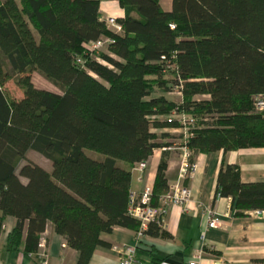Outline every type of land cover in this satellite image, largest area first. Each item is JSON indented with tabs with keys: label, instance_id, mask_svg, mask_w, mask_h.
Wrapping results in <instances>:
<instances>
[{
	"label": "trees",
	"instance_id": "16d2710c",
	"mask_svg": "<svg viewBox=\"0 0 264 264\" xmlns=\"http://www.w3.org/2000/svg\"><path fill=\"white\" fill-rule=\"evenodd\" d=\"M117 1L120 33L101 19L99 0H0V226L16 219L10 249L26 229L23 251L34 253L51 222L79 252L76 264H88L106 245L101 233L135 231L131 166L170 145L159 140L168 133L151 129L177 123L152 117L174 107L195 118L186 145L196 152L264 147V116L251 101L264 92V0H172L169 11L160 0ZM102 36L111 44L90 57L85 45ZM33 71L60 91L36 87ZM12 79L19 99L3 90ZM156 88L181 99L151 96ZM30 150L51 171L28 160ZM166 167L164 155L153 204L167 189ZM217 195L231 198L236 216L264 210V182H242L224 159ZM146 233L166 234L155 224Z\"/></svg>",
	"mask_w": 264,
	"mask_h": 264
},
{
	"label": "crops",
	"instance_id": "0c3cea01",
	"mask_svg": "<svg viewBox=\"0 0 264 264\" xmlns=\"http://www.w3.org/2000/svg\"><path fill=\"white\" fill-rule=\"evenodd\" d=\"M171 4L172 0H160L162 9L166 11L171 9ZM99 12L101 19L107 15L124 16L117 0L100 1ZM155 91L151 96H157ZM178 95L180 100L181 95ZM166 116L160 114L152 119L163 122ZM151 130L168 133L169 137L159 140L170 144L178 142L182 136L178 126L152 127ZM163 148L154 149L148 158L142 182H138L136 173L131 171L130 192H139L146 185L153 187L158 164L164 155L167 184L177 179L180 151ZM43 159L46 165L36 161L37 164L51 171V162L45 157ZM195 159L198 162L197 172L192 180H185L192 192L188 209L183 210L177 205L169 208L164 229L166 234L147 235L136 251L134 264H189L195 251L200 253L198 264H264V213L256 214L255 210H251L246 211L244 216H236L231 198L216 196V178L222 159L238 166L242 182H264V147L241 148L225 154L221 150L197 152ZM204 209L213 210L220 220L218 227H207ZM15 224L14 217L6 216L0 226V264H36L34 254L23 251L26 229L22 232L18 249L9 248L7 236ZM134 234L133 229L126 227H114L110 232L101 233L100 238L106 245H98L94 249L88 264H117L119 254L113 247L133 243ZM42 235L51 264L77 263L79 252L67 245L65 237L54 231L51 222L46 224Z\"/></svg>",
	"mask_w": 264,
	"mask_h": 264
},
{
	"label": "built area",
	"instance_id": "2783aa9c",
	"mask_svg": "<svg viewBox=\"0 0 264 264\" xmlns=\"http://www.w3.org/2000/svg\"><path fill=\"white\" fill-rule=\"evenodd\" d=\"M104 20L108 28L113 32L120 33L122 31V27L117 22L116 16L107 15ZM111 42L112 39L108 36L99 37L85 45L86 52L90 57L99 59L95 54L106 49ZM75 63L82 64L81 58L76 57ZM168 67H173V65H169ZM176 92L180 94V92ZM251 101L252 111L264 116V92L252 95ZM165 119L168 123L176 122L182 133L178 142L176 141L163 148L168 150L178 149L180 151L178 177L175 181L167 184L166 191L157 197L155 204H153L154 196L152 186L146 185L139 192L129 193L126 212L138 222V227L135 230L133 243L113 247V250L119 254L117 264H134L136 262V251L147 237L146 232L149 226L155 224L160 230H164L169 208L171 206H181L183 210L189 207L192 192L190 187L185 183V180H192L194 178L198 169V162L195 159V154L197 152L188 147L186 141L192 134L191 128L193 127L195 118L180 111L178 107H174L170 113L167 114ZM146 167L147 160L137 162L133 166L131 171L136 173V180L138 182L144 180ZM254 212L256 214H262L264 210H255ZM204 216L206 217L207 227L216 228L219 226L220 220L212 209H204ZM42 233L38 238L37 249L33 254L36 258V264H51ZM199 257L200 253L195 251L189 264H198L197 259Z\"/></svg>",
	"mask_w": 264,
	"mask_h": 264
},
{
	"label": "rangeland",
	"instance_id": "374dc122",
	"mask_svg": "<svg viewBox=\"0 0 264 264\" xmlns=\"http://www.w3.org/2000/svg\"><path fill=\"white\" fill-rule=\"evenodd\" d=\"M104 52H106V49L100 51L98 54H101ZM98 54H95V55H98ZM171 76H172L171 73L168 72L165 75L164 80L167 82L171 81L172 80ZM31 78H32V82L34 83L36 87L47 89V90H52L56 92L60 91L57 87L51 84L48 80H46L41 74H39L36 71L32 72ZM3 90L6 92L8 97L11 99H19L22 97V89L16 84L14 79L7 81L6 84L3 86ZM155 92L157 95L164 94L171 101L177 102L179 100V95L174 90L165 91L163 89H159V90H156ZM27 158L28 160L33 161L35 163L39 162V163H42L43 165L47 164L45 162V159H43L41 155H39L37 152L33 150L28 151ZM23 181L25 180L23 179Z\"/></svg>",
	"mask_w": 264,
	"mask_h": 264
}]
</instances>
